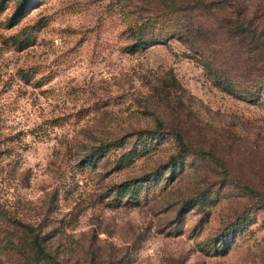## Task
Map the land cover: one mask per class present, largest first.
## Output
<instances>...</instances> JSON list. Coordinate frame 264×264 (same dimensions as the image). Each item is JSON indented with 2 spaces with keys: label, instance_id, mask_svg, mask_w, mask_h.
<instances>
[{
  "label": "rangeland",
  "instance_id": "obj_1",
  "mask_svg": "<svg viewBox=\"0 0 264 264\" xmlns=\"http://www.w3.org/2000/svg\"><path fill=\"white\" fill-rule=\"evenodd\" d=\"M20 1L0 0V264H264V89L176 38L130 52L177 0H34L13 25Z\"/></svg>",
  "mask_w": 264,
  "mask_h": 264
},
{
  "label": "trees",
  "instance_id": "obj_2",
  "mask_svg": "<svg viewBox=\"0 0 264 264\" xmlns=\"http://www.w3.org/2000/svg\"><path fill=\"white\" fill-rule=\"evenodd\" d=\"M177 2L173 9L176 21L164 20L160 35L147 37V33L144 32L147 29L152 30L150 23L155 19H149L139 29L135 28L132 31V43L127 47L130 52L146 51L157 42L176 38L195 49L203 58L210 54H219V58L215 60L218 66L228 67L229 71H233L240 79L253 80L259 84V91L263 90L264 0H177ZM32 4L34 0L20 1L10 16L11 24H17L24 16L26 8ZM225 11L229 12L224 13ZM195 18H200L203 23H196ZM217 78L224 79L221 75ZM176 135L179 142L184 144L182 135L178 133ZM105 150L107 146H100L96 151L97 155L100 156ZM170 161L175 163L176 159ZM244 189L251 190L252 187L245 185ZM260 199L264 202V194ZM34 244L41 255L46 254L37 238Z\"/></svg>",
  "mask_w": 264,
  "mask_h": 264
}]
</instances>
